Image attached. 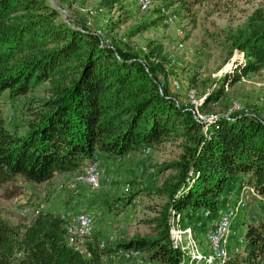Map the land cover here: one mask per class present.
<instances>
[{
	"label": "trees",
	"instance_id": "16d2710c",
	"mask_svg": "<svg viewBox=\"0 0 264 264\" xmlns=\"http://www.w3.org/2000/svg\"><path fill=\"white\" fill-rule=\"evenodd\" d=\"M119 1L103 0L102 5ZM90 22L85 20L84 31L70 26L47 0H0V94L8 89L19 96L29 91L31 81H57L22 135L9 132L0 118V188L17 176L43 184L57 174L82 173L94 156L120 157L175 136L185 151L176 186L183 190L171 196L175 211L197 212L202 221L212 222L219 198L235 181L240 194L250 187L256 194L251 200L264 204V126L259 120L241 110L197 123L187 110L194 106L169 98L168 86L157 80L155 72L163 70L165 59L160 44L149 42L142 54L154 72L151 77L136 57L107 45L99 30L101 38L93 41ZM234 48L243 60L233 61L221 90L264 68V21L239 37ZM214 96L207 94L205 104ZM68 222L45 212L21 225L0 217V264H103L108 253L121 250L146 253L160 264L182 262L165 228L155 239H132L108 253L91 236L82 253L68 245ZM244 223V249L226 264H264V218Z\"/></svg>",
	"mask_w": 264,
	"mask_h": 264
},
{
	"label": "rangeland",
	"instance_id": "374dc122",
	"mask_svg": "<svg viewBox=\"0 0 264 264\" xmlns=\"http://www.w3.org/2000/svg\"><path fill=\"white\" fill-rule=\"evenodd\" d=\"M47 1L65 23L78 30L84 31L88 18L93 41H97L93 33L99 30L108 40L107 45L136 57L134 60L151 77L154 72L142 54L149 42L160 44L165 59L155 61L163 66L155 72L157 80L168 86L172 100L187 103V91L196 92L200 124L225 116L237 105L264 126V68L231 87L219 89L225 72H232L233 61L243 60L234 42L264 21V0H149L145 9L139 0H121L111 7L102 5L103 0ZM173 81L179 84L178 90L173 88ZM55 82L31 81L29 91L19 96L8 89L1 92L0 118L9 132L20 136L27 131L39 110L38 103ZM207 94L215 97L209 104L204 102ZM182 144L180 138L169 136L161 144L139 152L99 158L96 190L75 183L81 173L57 174L43 184L28 183L17 176L0 188V217L21 225L40 212L61 215L66 221L87 214L92 218V241L106 248L107 253L132 239H155L165 228L170 247L182 254L180 264H196L188 252L210 253L207 234L212 222L202 221L197 212H178L172 207L171 196L183 190L182 186L176 188L185 152ZM243 192L240 194L241 187L233 182L226 196L219 198L221 207L214 216L219 219L238 201L245 204L244 211L239 209L230 223V251L244 249L245 221L264 218V204L259 199L251 200L254 195L248 190ZM103 264L160 263L146 253L121 250L108 253Z\"/></svg>",
	"mask_w": 264,
	"mask_h": 264
},
{
	"label": "built area",
	"instance_id": "2783aa9c",
	"mask_svg": "<svg viewBox=\"0 0 264 264\" xmlns=\"http://www.w3.org/2000/svg\"><path fill=\"white\" fill-rule=\"evenodd\" d=\"M149 4V0H139V5L142 9H145ZM98 38L100 33H93ZM172 86L175 90L179 89V84L175 81L172 82ZM187 103L194 106V109H189L193 116V119L200 124V115L196 113V108L199 106V100H197L196 92L190 89L187 92ZM241 109L237 105L229 110V113L239 112ZM98 159L96 156L93 158V162L83 169L79 177L75 178V183H84L91 190H96L99 187V171L97 168ZM244 190H248L251 195H256L255 191L250 187H245ZM241 201V200H240ZM244 202H239L233 206L230 210L223 213L219 219L212 221V227L207 234V243L210 253L205 255L200 250H193L188 252L191 259L196 264H226L231 256L238 255L241 250L237 247L233 251L228 249V237L229 227L231 220L236 217L239 209L244 208ZM205 217H209L208 212L204 214ZM66 236L68 245L75 248L79 252H85L86 244L89 241L92 233V219L87 214H80L73 220L65 224ZM240 243H243V239H240Z\"/></svg>",
	"mask_w": 264,
	"mask_h": 264
},
{
	"label": "water",
	"instance_id": "95a60500",
	"mask_svg": "<svg viewBox=\"0 0 264 264\" xmlns=\"http://www.w3.org/2000/svg\"><path fill=\"white\" fill-rule=\"evenodd\" d=\"M50 1H52V0H50ZM74 27V26H73Z\"/></svg>",
	"mask_w": 264,
	"mask_h": 264
},
{
	"label": "bare ground",
	"instance_id": "6f19581e",
	"mask_svg": "<svg viewBox=\"0 0 264 264\" xmlns=\"http://www.w3.org/2000/svg\"><path fill=\"white\" fill-rule=\"evenodd\" d=\"M93 225V224H92Z\"/></svg>",
	"mask_w": 264,
	"mask_h": 264
}]
</instances>
